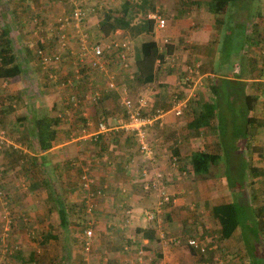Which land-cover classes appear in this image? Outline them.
<instances>
[{"label": "crops", "instance_id": "1", "mask_svg": "<svg viewBox=\"0 0 264 264\" xmlns=\"http://www.w3.org/2000/svg\"><path fill=\"white\" fill-rule=\"evenodd\" d=\"M103 2L104 7H95L94 13L97 12V15L92 13L87 16V19L98 16L95 26H91V23L86 22L83 28L84 31L76 29L75 36L78 41L82 35H84V38L89 39L91 37L90 34H92L91 30L94 28L97 31V39L102 42H107L111 39L125 41L129 45L127 62H129L130 71L133 69V62L140 58L139 49L141 42L153 40L161 51H165V49L169 51L168 54H164L162 59L153 63L152 80L150 82L140 84L139 82L131 81L133 83H130L127 81L130 84L129 93L134 96L132 99L138 97L146 99L147 109L143 113L154 109H162L164 111L162 118L154 120L147 128L152 147L149 162H146V159L137 151L136 155L138 157H136L135 161L137 163L138 160V164H131L130 158L133 157L135 149L133 153H129L128 148L125 147H129L127 145L129 140H135L130 133L118 132L114 136H110L112 131H109V133L102 131L97 133V136H101V139H94L95 141L93 140V142L95 144L96 142H99V144L103 143L107 148H103L104 150L100 153H96L94 158H92L93 155H90L89 151L83 148V145H80L78 141L74 142L81 136L79 134L81 129H84L85 134L96 131L97 123L94 127V123L87 111V109H90L87 103H92L93 101L89 102L86 99L88 96L86 94L88 91L86 90V95L84 94L85 96L74 107L77 110L78 120L72 119L73 122L68 121L63 114V103L60 95L50 88L48 90H51L52 93L42 100L39 108L28 104L26 111L15 115L13 114L16 111L14 110L16 104L12 101L14 96L8 91L5 94L7 105H4V103L0 104V108H3L4 112L0 115V123L6 126L10 125L8 124L9 121L17 120V128L23 129L22 131H18L16 128L12 130V127H14L12 126L11 131H8L9 133L12 132V136L9 134V137L36 141L33 128H31L32 131L29 129L30 123L36 117L34 116L33 120L29 121V112L39 109V117L55 118L57 123L52 126L55 129L52 145L46 150H38L37 148V152L30 153V155H34L37 158L34 163L37 170L42 169L48 162H52L53 170L57 174L60 173L62 168L66 167L64 165L67 163L74 165L76 171L79 168L82 169V167L87 168L84 166L86 164L90 166L97 165V168H91L89 172L92 178H95L98 186L104 187V191L106 188L108 189L99 199V204L103 206L101 210L107 213L105 216L103 215V219L109 221L117 219L121 226L119 230H123L120 232L122 235L119 237V243H114L116 242L115 240L111 242L114 244L110 245L112 250L109 253L113 255V258L109 257V259L111 258L114 261L112 264H264V243L262 247H255L258 246L257 241L252 239L249 230L250 214L256 216L257 213L261 212L260 214L262 215L260 217L263 222L260 223L264 225V148H260L256 143L264 144V107L261 104L264 99V87L260 89V85H263V83L257 82L250 76L253 73V76L256 75L261 77V80L264 79V60H261L259 65L256 66L253 58L255 48L250 50V52H244L246 48L250 49V40L248 38L247 40H242V43L232 51H228L226 47L232 38V36H227L229 34L228 30L224 29L225 37L217 36L219 41L216 37L211 36L210 32L215 27L214 23H221L222 21L218 14L215 17L211 13L210 7V11L207 9L208 12L203 10V6L207 8L209 0H103ZM79 5H81L80 0ZM19 7L23 11L27 10V5ZM67 7H69V4L64 8L68 10ZM123 9L127 10L129 26L139 25L140 31H132L118 26L110 27L106 24L98 26L104 13H108L111 18H116L121 15L120 13ZM155 15L164 19L165 23L162 27H158L155 22L153 17ZM198 15L207 19L206 22L201 24L199 31L195 27V22L191 20V17H197ZM148 19L152 20V26L149 29L147 26ZM242 19L244 20V17ZM249 22H251L250 16L247 15L246 20L240 25L242 29H240L239 34L242 37L249 35L245 32L249 27ZM263 27L264 21L257 24V27L250 23V32L253 35L254 28H257L259 32ZM200 34L202 39H199ZM254 40L251 41L254 42ZM89 41L93 40L89 39ZM37 42L41 43L40 39ZM241 45L243 46L241 48L242 53H240ZM194 61L199 62L198 75L193 80V84H189L187 87L183 82V77L186 67L190 62ZM227 61L229 63L233 61L231 72L233 74H230L229 70H227ZM61 62H63V59ZM61 62L59 63L61 64ZM38 64L40 65L39 61ZM236 66L238 69L235 68ZM20 67L21 73L24 74V67L21 64ZM49 67H41L43 70L48 71L47 74L43 73L45 78L43 86L45 84L48 85L46 82L47 77H55L54 74L59 70L57 67H55L56 69L52 66ZM124 71L122 69L116 76L118 85L123 83ZM67 72L64 71V73ZM68 74H73V71H69ZM216 75L240 81L245 84V94L256 95V101L250 113L256 120H260L262 125L256 128L257 132L255 131L251 141L257 147L253 151L259 152V154L250 153L252 149L244 146L245 141L240 136L232 137L231 146L228 148L221 147L222 142L218 135L219 130L212 126L213 123L194 130L187 127L188 121L195 114L191 106L195 108L198 102L206 104L210 100L207 98V91L211 93V86L216 85L219 80ZM93 76L96 77V74L93 73ZM76 80L74 79V81ZM126 80L129 79L126 78ZM12 81V79L6 81L0 78V88L2 87L0 91L2 93L5 92L4 88L6 87L14 88L12 86L14 82ZM78 81L84 83L83 88L85 89L87 81H85L83 72ZM94 82V79H91L89 85H93ZM103 92L109 106L114 104L116 99L119 103L117 89L104 90ZM2 93L0 92V94ZM77 95L80 97L79 94ZM258 95L260 98L257 100ZM184 99L186 100L185 107L182 108L181 114L174 115L171 109L173 103ZM80 103L83 106L82 110L77 108ZM118 109L120 114L122 112L120 104ZM9 116L11 118H8ZM106 116L105 114L104 121L109 127L111 122ZM120 117L121 115L115 119L120 120ZM63 124L67 126L63 127ZM81 124L83 126L80 128L79 133L76 134L78 129H74V126L78 127ZM69 126L73 128L70 130ZM0 131L2 130L0 129ZM13 131L14 133L17 131V138L14 137ZM117 136L122 139V142L115 139ZM151 136H154L153 140ZM67 138L68 140H64ZM108 139L111 142H107L105 145L104 141ZM239 139L242 140V145H238ZM23 146L26 147L24 144ZM64 146H67L68 151L64 149ZM229 149L231 153L234 152V155H239L238 159L234 160L237 163L235 167L239 166L237 172L235 171V177L230 175L232 163L231 154L228 152ZM24 150L22 152L25 155ZM199 152H206L214 156L209 166L205 167L206 169H201L202 172L194 173L191 165L192 157ZM255 155H259V157H255ZM61 162H63V165H60ZM140 164L147 167L151 166V168L155 169L153 171L161 174L164 188L169 195L166 201H160L156 190H140L139 184L145 182V176L143 177L140 172ZM200 164L202 165V161H200ZM211 170H215L217 174L211 175ZM136 172L139 174L136 175ZM150 179H153V177L150 176ZM38 183L43 185L44 181L41 182L39 180ZM8 188L14 189L15 186L10 184ZM30 188H25L27 192L23 196L16 191L9 190L10 192H8V190H4V192L12 202L18 200L21 196L31 201L35 199L34 195L36 190L40 189V186H34V190H32V187ZM134 190L136 192H133ZM147 196L150 197L149 201ZM126 201L132 204L127 205L128 203L125 204ZM226 203L233 204L238 208L239 223L228 237L223 238L220 234L219 223L213 216V208ZM259 207H262V210L257 211ZM146 209L153 214L150 220H147L144 216ZM43 217L45 216H39V220H42ZM260 217H258V221ZM25 218L26 221L21 222L24 228L25 225H30L29 221L27 222V217ZM19 220L21 219L19 218ZM42 222L44 224L47 223V221H41L40 223ZM128 226L131 229L127 228ZM125 227L128 232L124 231L126 230ZM20 229V223L16 221L12 241L18 238L17 242L23 248L25 237L24 233L20 232ZM49 230L50 227L47 225L41 231L39 241ZM106 233L109 232L107 231ZM53 235L56 236L55 234ZM169 237L179 239V243L167 241ZM190 238L196 239L204 247L203 253L198 250L191 251L186 245L187 239ZM50 240L51 238L46 242ZM18 243L17 246L20 249ZM93 246L100 253L102 251L106 253V244H94ZM89 248L94 250L90 239ZM67 250L66 253H70L69 249ZM82 254L84 253L82 252ZM89 255V253H85L82 257L83 260H86V264H90L91 256ZM148 255H151L152 258L148 259ZM53 257H57L55 260L58 261L61 259L60 256L53 255ZM17 258L21 260L19 256ZM79 258V256H76L78 261ZM102 259L106 260L104 256ZM93 264L95 263L93 262Z\"/></svg>", "mask_w": 264, "mask_h": 264}, {"label": "rangeland", "instance_id": "2", "mask_svg": "<svg viewBox=\"0 0 264 264\" xmlns=\"http://www.w3.org/2000/svg\"><path fill=\"white\" fill-rule=\"evenodd\" d=\"M80 2L81 4H83V8H85L83 10L85 12V15H83L81 22L76 27L74 25L75 20L73 19L72 11H69L64 7L67 6V4H69V6H78L79 0H0V30L5 27L8 28L7 38L10 41L12 52L16 54L18 63L21 64L25 69L24 74L20 73V75L16 79H12V82H14L12 86L14 88L10 89L6 87L4 88L5 92L2 93V91H0L2 93L0 94V104L4 103V105H7L5 94L8 91L14 96V100L12 101L16 104V107L14 108V110L16 111L13 115L26 111V107L28 106V104H30V106L39 108L42 100H44L47 95H50L52 93L51 90H54L61 97V102L63 103L62 111H64V116L68 119V121L73 122L72 119H77L78 115L77 110L72 107L70 103V105L68 104V101L66 99L68 94H79V98L82 99L86 94L90 95L89 93H91V90L99 88L101 96L98 98V100L93 101L92 103H87V105L90 106V109H87V111L90 119L94 123L93 126L95 127L97 121L100 120V117L104 114L107 115L106 118L108 117L109 121L111 122V125H109L110 128L112 126L118 125V119H115L120 116L118 109V100L116 99L115 103L109 106L107 100L104 98V92H102V89L104 88V79H100V76L94 77L93 72L89 74L86 73L87 71L83 72L85 69L81 68L82 65L86 63L88 55L86 54L83 56L81 63L84 64L80 63V65L76 63L74 65L73 63L75 59V51L78 49L80 44V41H78V38L75 36L76 29L84 31L83 28L86 22L91 23V26H95L98 16L92 17L90 19H87V16L92 14V11L93 13L95 12V7H104L103 0H80ZM255 2H259L260 7H257L256 5L258 4ZM250 4H254L257 9H261L260 12L262 14V18L250 16ZM25 5H27V10L23 11L22 9H20L19 6ZM202 8L203 10H206L208 12L209 4L207 5V8L204 6ZM211 13H213L215 17L219 15L222 21V26L219 22L214 23L215 25L213 24L215 27L210 32L211 36L216 38L217 36L225 37L226 33L224 29L228 30L229 34L227 36H232L231 39L228 37V39H230L226 47L228 51H232L242 43V40H247L248 38L250 40V49L246 48L244 52H250V50L255 48V55H253V58L255 60L254 62L256 66H258L261 60L264 59V55L260 54V50L262 48L260 42L262 40L258 41L257 43H253L251 41L250 37H253L254 39V35L258 33V30L257 28H252L254 32V34L252 35L250 32V23H252L254 26L264 21V0H253L252 2L251 0H235L231 3H228L227 10L224 13H220L218 15L213 11H211ZM94 14L97 15V12ZM247 15L250 16L251 22H249V30L247 29L245 32L249 35H247L246 37H242V35L239 34L240 29H242L240 28V25L244 22V20H246ZM242 17H244V20L242 19ZM191 20L195 22V27L196 29H198V31L201 24L207 21L206 18H203L199 15L197 17H191ZM94 31L95 28L91 30L92 34H90V40H97V31ZM261 32L262 31L260 30L259 33ZM55 34H59V36L63 34V46L60 44V42L58 43L57 39H53V35ZM38 39H40L41 43L37 42ZM84 39L86 41L89 40L88 38ZM199 39H202L201 34L199 36ZM217 40L219 41V38H217ZM213 44H215V42H213ZM242 47L243 46L241 45L240 53H242ZM41 48L43 50L48 49L51 53L54 50H59L61 51L63 59V62H61V64H51L54 69H56L55 67H57V69L59 70L56 74H54L55 77H47L46 82L48 83V85L45 84V86H43V81H45L43 73L45 72L47 74L48 71L43 70L40 67L36 56L37 50ZM227 63V70H229L230 74H233L231 73L233 68V61H231L230 63L229 61H227ZM79 67L82 69L81 73L83 72V74L85 75V81H87L85 89L83 88L84 83L78 81L81 75L77 79L73 74H68L69 71L72 72L73 68L78 69ZM235 68L238 69L237 66ZM64 71L68 72L64 73ZM252 74H250V76L253 77L257 82L262 84V81H264V79L261 80V77L256 75L253 76ZM90 75H92L94 78ZM23 78L25 79L23 80ZM217 78H219V80L217 79L218 81L216 82L218 91L213 95L207 91V98L211 100V104L213 105L215 110V123L217 124L216 129L219 130L218 135L222 142L221 147L228 148L229 146H231V138L235 136L234 133L238 134L239 130L242 128L241 121L244 111L242 110V101L240 100L241 97L245 94V84L240 81L233 82V79L227 80V78L221 76H217ZM66 79L70 80L69 84L67 83ZM74 79L77 80L74 81ZM91 79H94L96 83L94 82L93 85H89V83H91ZM260 86V89H262L264 85ZM48 88H50L51 90H48ZM0 89H2V87ZM85 90L88 91V93L85 94ZM127 95L129 98H134V96H131L128 92ZM259 98L260 96L258 95L257 100ZM77 108L82 110L83 106L81 105V103ZM38 111L39 109H34V111L31 110V112H29L30 114L28 115V120L32 121L34 116L36 118H39L40 115ZM250 115H252V113H250L249 111L248 116ZM8 118H11V116H9ZM8 124L10 125H6L3 128L0 127V129L2 130V132L0 131V185L3 190H8V192L16 191L22 194V196L27 192L25 191V188L31 189L30 187H32V190H34V186L38 185L40 186V189L36 190V193L34 195L35 199L31 200L32 202L30 201V199H26L22 196L18 198V200H14V202L8 199L9 202L11 201V209L13 211L14 209H16V211H14V214L16 215L19 213L16 221L20 223V232L24 233L25 240H23V244L25 245L22 248L21 244L17 242L18 238L16 237V241H12V234L15 233L14 228L13 233L10 232L0 241V263L7 264L8 261L13 264H27L30 262V259H28V257L31 255V257L34 258L38 264H86V260H83L82 257L85 255V253H89V256H91L90 264H93V262L95 264H112L114 261L111 260V258L109 259V257L113 258V255L110 254L109 251L112 250L111 246L114 243H119V237L122 235L120 232H122L123 230H119L121 226L119 224L120 222L117 221V219H113L110 221L107 219H103L107 213L101 210L103 206L99 204V199L104 195L106 191H108V189L106 188L105 191H101V194L91 197V200L95 203L94 209L91 213H87L88 215H84V217L87 218V222H89L90 224V226L88 227V237L90 241H92V247L94 248V250H92V248H89L87 250L88 252L84 251L82 248L79 236L81 229L79 230V226L75 222L69 221L68 225L65 228L59 225L58 214L53 205L54 202L51 199V197H54L57 200V203H61L62 205L65 204L66 207L70 205L72 209L69 210V217L81 218L83 214H81L80 211L77 210L79 206L74 205L81 203L86 197V192L81 189L79 184V174L84 171L85 174L92 179V175L90 174L89 170L94 167L97 168V165L90 166L86 164L84 166L87 168L82 167V169L79 168V170L76 171L74 169V165H70L69 163H67L66 165H64L66 167L62 168V170H60V173L57 174L55 170H53L52 162H48L42 169L37 170L35 169V162L31 164V162L27 160V157L26 159L25 157L22 158L21 155H19L18 150L20 149L21 151H23V149H25V155L35 153L37 152L36 141L30 139L29 141H26V139H20L17 135V131L16 133H14L13 131V135L14 137L18 138L12 139V137H9L12 132H9L11 131L10 129L12 126H14L12 127V130L15 128L18 129V121L12 120L9 121ZM65 126L67 125L63 124V127ZM69 127L70 130L71 128H73L71 126ZM75 128L76 127L74 126V129ZM22 129H18V131H22ZM82 130L83 129H81V132L79 134H82ZM109 131L110 130L104 132L109 133ZM255 131L257 132V130ZM118 132L124 131H122L120 128H117L116 130H112L110 136H114ZM115 138L117 139V141L120 140L122 142V139H119L118 136ZM64 140H68V138ZM77 141L80 145H83V148L85 150L89 151L90 155H93L92 158L95 157L96 153H100L102 150H104L100 147L99 143L96 142L95 144L89 137L83 138L82 136H80L79 139L75 140L74 142ZM135 141L136 140H129L127 142V145H129V147H125L128 148L127 150L129 151V153H133L135 149L133 157L131 156L132 158H130L132 163H130H134L136 165L138 164V160L137 163L135 160L138 156L136 155L137 144ZM107 142H111L110 139L104 141L105 145ZM256 143L260 148H264V144H259L258 142ZM23 144L26 145V147H24ZM239 144L242 145V140L240 139L238 141V145ZM88 145L89 147H87ZM66 147L67 146H64V149L67 150ZM104 148L106 149L107 147L105 146ZM228 152L231 154L232 163V166L230 168V175L231 177H235V171L237 172L239 166L237 168L235 167L237 166V163L234 160L238 159L239 155H234V152L231 153L230 149L228 150ZM251 152L259 154V152L253 150H251L250 153ZM255 157H259V155H255ZM60 165H63V162H61ZM140 166L141 168H147V166L143 164H140ZM148 170L152 172L155 169L153 167L151 168V166H148ZM137 174L139 173L136 172V175ZM210 174L214 175L217 174V172L215 170H211ZM39 180H41V182L44 181V184H39ZM93 180L94 181L91 185L92 188L98 187V183L95 182L94 177ZM10 184L14 185L15 188H8ZM139 187L141 191H145L142 183L139 184ZM133 192L136 191L134 190ZM149 198L150 197L147 196L148 201ZM125 204L130 205L132 203L126 201ZM42 215H44L45 217H43L42 220H39V216ZM21 216L27 217V222L29 221L30 225H25V228L30 229L33 232L27 231V229L22 226L23 224L21 223V220H19ZM41 221H47V223H40ZM77 221H80V219H78ZM142 221L144 222V220ZM47 225L50 227L49 231L56 236L54 238H51L49 242L40 243L39 235ZM263 226V229H261L262 237L257 247H262L264 243ZM127 228L131 229L129 226ZM127 228L126 230H124L125 232H128ZM1 231L2 228H0V237ZM107 231L109 233H106ZM98 238L99 240H97ZM174 238L175 237H169L167 241L176 242L177 239ZM115 240L116 242L111 243ZM17 243L20 247L19 250L21 251V254L18 255L22 258L21 260L17 258V254H12V248H14V244H16V247L18 248ZM103 243L106 244V253H104L103 251L100 253V251H97L95 249L96 247L93 246L94 244L102 245ZM177 243H179V241ZM67 249H69L70 253H66L68 251ZM9 250H11V253H9ZM82 252L84 254H82ZM53 255L60 256L61 259L59 261L55 260L57 257H53ZM151 255H148V259L152 258ZM76 256L80 257L79 261L76 259ZM103 256L106 260L102 259ZM144 258H146V256H144ZM252 259L254 258L252 257Z\"/></svg>", "mask_w": 264, "mask_h": 264}, {"label": "trees", "instance_id": "3", "mask_svg": "<svg viewBox=\"0 0 264 264\" xmlns=\"http://www.w3.org/2000/svg\"><path fill=\"white\" fill-rule=\"evenodd\" d=\"M57 1H62V0H57ZM233 1L235 0H209V7L214 13L220 14V13H224L227 10L228 3H231ZM252 1L253 0H251V2ZM255 3L258 4L256 5L257 7H260L259 2H255ZM82 5L83 4L81 5L78 4V7H80L81 10H84L85 8H83ZM72 7L74 6L71 5L67 8L69 11H71ZM260 11H261L260 8L257 9L255 5L252 4L250 7V16H256L257 18H262L261 17L262 14ZM120 14L121 15L119 17L111 18L108 13H104L100 19V22L98 23V26H102L103 24H106L109 25L110 27L118 26L132 31L141 30L139 25H133L134 27L129 26V21L127 17L128 13L126 9H123ZM147 21H148L147 26L149 29L152 26V20L148 19ZM254 26L257 27V25ZM260 30L262 31L261 33L258 32L254 35L255 40L253 43H257L258 41L262 40L260 42V44L262 45V43L264 42V27ZM7 35H8V28L5 27L0 30V78L6 81L9 79H16L22 71L20 64L17 61L16 54L12 52L10 41L7 38ZM57 36L58 34L53 35V39L56 40ZM250 39L252 40L253 37H250ZM139 50H140V58L133 62L132 65L133 69L131 71L129 70L130 69L128 66L129 62L126 63L127 67L123 69L125 70L123 73L124 77L122 79L123 83H121L120 85L124 86L128 93L130 91L129 89L130 84L128 82L130 83L139 82L140 84H145L147 82H150L152 80L153 63L156 60L162 59L164 54L169 53V51L166 49L165 51L164 50L161 51L153 40L141 42ZM108 66H109L108 72L110 73L113 70L114 65L112 63H109ZM81 68L85 69L83 72L87 71L86 63L82 65ZM81 68L80 70L82 71ZM93 73H95L96 76H100V79H104L103 73H99V72H93ZM126 78H128L129 80H126ZM233 82H235V80ZM262 83L264 85V81H262ZM210 89L212 95L218 91L217 86L215 84L212 85ZM240 101H242V110L244 111L242 114V121H241L242 128L239 130L238 134L234 133V135L240 136L245 141L244 142L245 147H250V149L256 150L257 147L252 143L251 137L255 134L256 128L262 125V122L260 120H256L251 115L248 116V112L253 109L254 103L256 101V95L244 94L241 97ZM197 104L198 105L195 108L194 106H191V109L195 114L192 116V119L188 121L187 127L190 129H198L200 127L209 126L212 123H213L212 126L216 127L217 124L215 123V110L213 105L211 104V100L207 101L206 104L204 102H200V103L198 102ZM0 111H1L0 115H2L4 113L3 108H0ZM100 120L102 121L105 120V114L100 117ZM56 123L57 122L55 118H47V117L35 118L34 121H32V124L30 123V131H32L31 128H33V131L35 132L36 144L38 150H46L52 145V141L54 140V136H55V129L52 126H54ZM82 126L83 125H78V127H76V129H78L76 134L79 133V130ZM0 127L3 128L5 126H3L0 123ZM98 137L99 135L96 136V139H101V136L99 138ZM100 147L103 149L105 146L104 144L100 143ZM18 150H19V155H21L22 158L25 157L26 159L27 157V160H29L31 164L36 162L37 158L34 155H24V153L20 149ZM213 156L214 155H211L206 152H202V153L199 152L198 154L193 155L192 163H191L192 171H194V173L202 172L201 169L202 170L206 169L205 167H208L209 163L212 162ZM200 161H202V165L200 164ZM51 199L54 202V204L53 203L52 204L54 205L55 210L58 214L59 225L65 228L68 225V222L71 221V222H75L79 226V230L81 229L79 236L81 241L80 243L83 248V243L85 239L83 240L84 235L82 233V230L90 226L89 222H87V218H85L84 215H88L87 213H91L94 207L90 209V212L86 211L87 209L86 199H83L81 203L74 204L79 206V208L77 207L78 208L77 210L80 211V213L83 214V216H81V218L69 217V210H71L72 207L70 205L66 207L65 204L62 205L61 203H57V200L54 197H51ZM237 210L238 208L230 203L222 204L213 208V212H214L213 216L217 219L219 223L220 234L223 238L228 237L230 233L234 230L236 225L239 223V212H237ZM258 210H262V207L257 208V211ZM145 212L150 213L149 211H144V216H145ZM260 213L259 214L257 213L256 216L250 214V228H249L251 234L250 236L254 241H257V245H259V241L262 236L261 229H263L262 228L263 225L260 223L263 222V220L260 217L262 214ZM258 217H260L259 221H258ZM78 219H80V221H77ZM53 237L55 236L50 231H48L41 237L40 243H44L48 239ZM188 247L191 249V251L197 250L193 248L191 245H188ZM12 252H13L12 254L14 255L17 254V256L21 254V251L18 248H14ZM31 258L32 257L30 255L28 257V259H30V262H34V264H38L34 258L32 259Z\"/></svg>", "mask_w": 264, "mask_h": 264}, {"label": "built area", "instance_id": "4", "mask_svg": "<svg viewBox=\"0 0 264 264\" xmlns=\"http://www.w3.org/2000/svg\"><path fill=\"white\" fill-rule=\"evenodd\" d=\"M71 11H72L73 19L75 20L74 25L77 27L78 24L81 22L83 15H85V12L81 10V8L78 6L72 7ZM153 17L158 27H162L164 25L165 21L162 17L156 15ZM57 41L58 43L60 42V44L63 46L64 44L63 34H61V36H59L58 34ZM79 41L80 44L77 52L75 53V59L73 61L74 65L76 63L80 64L82 62L83 56L87 54L88 56L86 60V66L87 68H89V70L87 69L86 73H90V72L103 73L104 90L117 89L119 93V104L121 105L122 108V112L120 113L121 117L120 120L118 119L117 126H112L110 128V126L108 127L104 121L99 120L96 125V131L85 134L83 129L81 136L83 138L89 137L90 139L94 140L96 139L97 133L101 131L102 132L107 130L112 131V130H116L117 128H120L122 131L126 133H130L134 137V139L136 140L135 142L137 144L136 147L138 153L146 159L145 160L146 162H149L150 156L152 154V147H151L147 128L154 120H159L160 118H162L164 111L162 109H154L153 111L143 113V111L147 109L146 99L144 97H138L135 99L129 98L125 87L117 84L116 75L119 72H121L122 69H125L127 67L126 63L128 59L129 45L125 41H119L114 39L109 40L107 43L102 42L99 39L93 41H89V40L86 41L84 39V35H82L81 38H79ZM261 47L262 48L260 50V54L264 55V42L262 43ZM37 58L42 68H47L51 66V64L59 63L62 60L61 51L54 50L51 53L50 50L48 49L47 50L38 49ZM109 63H112L114 65V68L110 73L108 72ZM73 69H72L73 75L75 76V78L78 79L81 75L80 67L78 69L76 68L74 70ZM198 69H199V62L197 61L190 62V64L186 67V72L183 77V82L187 87L189 84L190 85L193 84V80L196 79L198 75ZM66 80L67 83L69 84L70 80L69 79ZM89 94L90 95L86 97V99L89 102L96 101L101 96L99 88L91 90V93ZM66 99L68 103L72 105V107L77 106L78 103L80 102V98L78 97V95L74 93L68 94ZM185 101L186 100L184 99L183 101L179 100L173 103L171 109L174 115L181 114L182 108L185 107ZM262 105L264 107V99L262 101ZM151 138L153 140L154 136H151ZM140 172L143 177L145 176L144 177L145 182L142 183L145 190L148 189L156 190L157 195L160 198V201H166L169 195L167 194L166 189L164 188L161 174L156 173L155 171L152 172L149 171L148 167L141 168ZM150 176H152L153 179H150ZM93 181H94L93 178L91 179L90 177H88L84 171H82L81 174H79L80 187L82 190L86 192L85 195L86 206H87L86 211L88 212H90V209L95 206V203L91 200V197L101 194V191L104 190V187H100V186H98V188H92L91 185ZM126 212L128 213V211ZM145 216L147 220H150L152 218V214L148 212H145ZM17 217L18 215L14 214V211L11 209L10 202L6 196V193L4 192V190L0 185V228H2L0 241L4 236H7L10 232L13 233L16 225ZM20 219L22 223L23 221L24 222L26 221L25 216H21ZM27 231L33 232L30 229H27ZM82 233L85 237L83 243V249L84 251H87L89 249L88 227L84 228L82 230ZM176 242H178V239L176 240ZM187 245H191L199 252L204 251V247L201 246L198 243V241L194 238L187 239ZM13 247L17 248L16 244H14ZM14 248H12V250ZM9 253H11V250H9ZM7 264H13V263L7 261ZM27 264H34V262H29Z\"/></svg>", "mask_w": 264, "mask_h": 264}]
</instances>
